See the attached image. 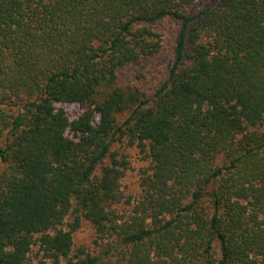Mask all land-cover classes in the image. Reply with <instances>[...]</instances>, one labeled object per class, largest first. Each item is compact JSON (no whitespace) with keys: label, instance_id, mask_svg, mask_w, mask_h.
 Masks as SVG:
<instances>
[{"label":"trees","instance_id":"obj_1","mask_svg":"<svg viewBox=\"0 0 264 264\" xmlns=\"http://www.w3.org/2000/svg\"><path fill=\"white\" fill-rule=\"evenodd\" d=\"M0 264H264V0H0Z\"/></svg>","mask_w":264,"mask_h":264},{"label":"rangeland","instance_id":"obj_2","mask_svg":"<svg viewBox=\"0 0 264 264\" xmlns=\"http://www.w3.org/2000/svg\"><path fill=\"white\" fill-rule=\"evenodd\" d=\"M176 25L171 21H166L161 25V32L167 35H173ZM63 108L71 119L77 117L80 109L77 105H57ZM121 153L127 158L130 167L123 179L124 192L126 195L135 194L137 191V181L139 179L140 170L147 166V159L145 155L139 152V149L134 147H120ZM93 230L87 223L84 224L82 229L75 236L76 245L89 244Z\"/></svg>","mask_w":264,"mask_h":264}]
</instances>
